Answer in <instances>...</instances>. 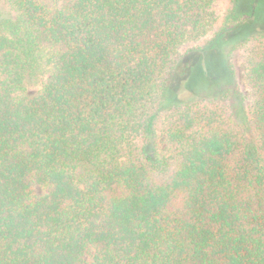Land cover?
Returning a JSON list of instances; mask_svg holds the SVG:
<instances>
[{"label": "trees", "instance_id": "obj_1", "mask_svg": "<svg viewBox=\"0 0 264 264\" xmlns=\"http://www.w3.org/2000/svg\"><path fill=\"white\" fill-rule=\"evenodd\" d=\"M242 4L0 0V264H264V9ZM249 23L254 142L173 88L183 43Z\"/></svg>", "mask_w": 264, "mask_h": 264}, {"label": "rangeland", "instance_id": "obj_2", "mask_svg": "<svg viewBox=\"0 0 264 264\" xmlns=\"http://www.w3.org/2000/svg\"><path fill=\"white\" fill-rule=\"evenodd\" d=\"M242 2L241 12L243 13V20L247 23L250 19H253L250 15L252 9H255L257 14H260L264 9V0L253 1L251 5L250 0H242ZM224 5L225 1L218 3L217 16H220ZM216 24L200 39L189 40L181 45L182 57L178 63L177 74L173 81L175 93L177 91L175 98L183 102L208 97L226 100L233 107L234 121L245 130L249 142H254L255 135L250 127L246 125V116L243 112V107L246 108L247 106L246 96L248 93L244 65L241 55L237 50H233V45L237 41L251 33L252 26L249 23L250 25L245 29L240 27L229 29L224 40L212 48L209 42L218 27ZM256 26L259 28L264 27V23ZM186 68L189 75L192 70L199 72L190 87L186 84L188 74L185 76L181 74L183 70L186 71ZM35 91L32 89L29 94H34Z\"/></svg>", "mask_w": 264, "mask_h": 264}]
</instances>
